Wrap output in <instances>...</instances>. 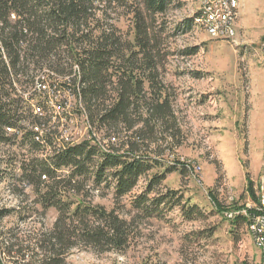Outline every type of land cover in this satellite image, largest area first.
Here are the masks:
<instances>
[{
    "label": "trees",
    "instance_id": "trees-1",
    "mask_svg": "<svg viewBox=\"0 0 264 264\" xmlns=\"http://www.w3.org/2000/svg\"><path fill=\"white\" fill-rule=\"evenodd\" d=\"M180 6V0H0V145L20 138L53 152L49 161L24 165L21 181L35 194L31 208L0 210V220L14 213L23 223L25 212L33 217L38 205L43 214L58 213L51 229L37 231L33 246L0 236L5 242L0 260L4 255L13 264L29 258L27 264H65L67 253L81 247L123 254L136 232V217L128 221L116 210L92 205L80 180L114 185L115 199L121 200L146 178L145 191L132 200L138 213L163 216L183 207L187 219L201 216L196 205L183 203V195L163 188L173 170L187 171L174 157L184 137L175 111L177 95L165 80L175 54L172 40L195 25L194 18L175 25L166 19ZM122 18L131 21L126 32L117 24ZM198 52V47L188 48L181 55ZM43 76L53 95L59 98L62 90L74 97V113L102 134L105 153L89 140L58 145L53 137L58 132L48 127L51 115L25 116L28 105L21 90L46 87ZM65 168L73 171L63 178L59 172ZM248 192L258 200L252 185ZM21 196L26 197L23 191ZM240 223L247 219L236 216L233 224Z\"/></svg>",
    "mask_w": 264,
    "mask_h": 264
},
{
    "label": "rangeland",
    "instance_id": "rangeland-1",
    "mask_svg": "<svg viewBox=\"0 0 264 264\" xmlns=\"http://www.w3.org/2000/svg\"><path fill=\"white\" fill-rule=\"evenodd\" d=\"M180 2L181 6L166 16L173 25L193 18L199 9L197 0ZM238 10L237 35L217 40L195 23L190 33L172 40L175 54L167 66L165 80L177 95L175 111L184 137L174 157L188 167V172L180 167L173 170L166 176L163 188L183 195V203L196 205L201 216L187 219L183 207L166 210L163 216L138 213L132 200L145 191L146 178L121 200L115 199L114 185L96 186L94 178L80 180L84 190L90 191L86 195L92 205L116 210L128 221L136 217V232L123 254L74 248L67 253L65 264L260 263L247 224L235 226L233 222L235 210L254 204L248 186L252 185L258 198L264 183V0H239ZM117 24L126 32L131 21L122 18ZM194 47L199 49L196 56L181 55L185 49ZM44 82L45 97L35 95L33 88L21 90L28 105L23 110L28 111L25 116L34 115L33 100L34 105L43 109L44 116L53 117L48 127L58 132L53 135L56 144L66 139L87 141L92 133L88 122L74 113V97L60 90L58 98L53 95L55 89L48 77H44ZM51 156L50 148H33L19 138L14 144L0 145V210L31 208L35 194L32 187L21 181L24 165L49 161ZM72 171L65 168L59 176L67 177ZM21 191L26 197L21 196ZM69 199H74L71 194ZM35 209L37 213L30 218L25 212L23 223L14 213L0 220V236L3 235L4 241L11 243L17 237L24 247L33 246L36 233L53 227L57 211L50 209L43 214L40 205ZM4 241L0 239V250ZM28 261L32 262L31 258L19 264ZM0 263L15 262L2 255ZM35 264H40V260Z\"/></svg>",
    "mask_w": 264,
    "mask_h": 264
},
{
    "label": "built area",
    "instance_id": "built-area-1",
    "mask_svg": "<svg viewBox=\"0 0 264 264\" xmlns=\"http://www.w3.org/2000/svg\"><path fill=\"white\" fill-rule=\"evenodd\" d=\"M197 2L199 3V9L193 17L194 21L212 38L217 40L231 39L237 35L235 19L239 11V0H197ZM262 48L264 50V43ZM37 88V92H34L35 95L38 97H45V88H40V85H38ZM55 98L57 99V97ZM50 104L52 103L50 102ZM31 105L34 109V115H43V109L37 104L34 105L33 100L31 101ZM88 129L90 131L92 130V136L89 137L88 140L92 144L97 145L101 151L105 153L107 151V146L105 145L106 142L102 134L96 132L95 129L93 130L90 125ZM8 131L10 134L17 133L16 130L9 129ZM35 131L39 134L38 137L41 138L43 132H41L39 128H36ZM18 134L19 136L22 135L20 132ZM63 142H61V140L57 141L58 145H62ZM65 143L72 146L80 144L74 141V139H66ZM236 212L237 216L241 215L247 219V230L253 244L258 250L260 257L259 264H264V183L260 186L258 200L255 201L254 204L247 205Z\"/></svg>",
    "mask_w": 264,
    "mask_h": 264
}]
</instances>
